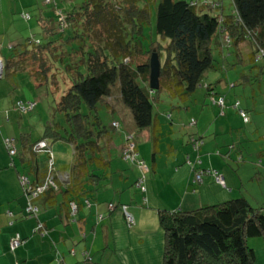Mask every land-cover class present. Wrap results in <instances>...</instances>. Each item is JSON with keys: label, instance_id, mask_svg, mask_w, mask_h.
<instances>
[{"label": "trees", "instance_id": "obj_1", "mask_svg": "<svg viewBox=\"0 0 264 264\" xmlns=\"http://www.w3.org/2000/svg\"><path fill=\"white\" fill-rule=\"evenodd\" d=\"M148 1L43 0L54 11L56 24L51 18H39L44 38L10 45L8 57H2V75L9 68L14 74H25L36 87L54 96L52 114L61 116L52 119L35 141L27 132L21 133L17 137L19 151L9 154L19 157L28 169L27 174L19 176L28 181L23 185L20 180L27 205H36L39 210L40 199L53 204L60 195L61 205L70 215L90 207L99 191L110 189L119 180L121 171L112 168L110 154L115 131L120 137L117 159L146 166L137 150L138 143L145 139L153 145L154 161L165 135L158 117L162 94L177 99L178 104L172 108L180 109L197 89H203L205 97L224 116L226 96L216 89L224 79H207L223 69L236 73L237 66L241 67L236 74L239 76L233 84L225 80L227 86L248 85L253 95L260 90L264 82V0ZM152 6L154 39L145 32ZM152 52L160 62L157 90L149 88ZM260 60L263 65L257 63ZM113 101L130 112L135 125L132 130H128ZM232 107L248 124V106L236 98ZM167 118L172 120L169 114ZM41 140L48 146L35 149ZM189 141L191 151L198 153L201 137L192 136ZM53 143L72 151L66 180L65 174L57 172ZM168 149L174 150L172 144ZM186 161H190L193 182L195 171L205 169L198 166L201 160L197 155L194 161L187 155ZM49 175L54 186L47 185L32 197L35 189L45 186ZM116 202H109L108 209L113 210ZM72 205L76 207L74 212ZM120 205L130 227L126 204ZM156 213L164 235L162 264H254L255 251L249 238L259 236L264 240V204H251L245 196L189 210L158 208ZM37 229L47 233L42 222Z\"/></svg>", "mask_w": 264, "mask_h": 264}, {"label": "rangeland", "instance_id": "obj_2", "mask_svg": "<svg viewBox=\"0 0 264 264\" xmlns=\"http://www.w3.org/2000/svg\"><path fill=\"white\" fill-rule=\"evenodd\" d=\"M74 1L79 2V0ZM152 1L149 0L148 2L153 4ZM50 8V6L43 4V0H0V57H8L10 45L25 42L29 38L34 40L43 39L42 26L38 20L41 18L40 15H43L42 18H51L50 21L55 23L54 18H52L54 11ZM151 12L150 25L145 28V32L147 31L151 39H154V6L151 8ZM26 13L30 15L29 18L22 16ZM257 63L263 65L262 60ZM9 69H7L8 73H4L0 77V106H5H1L0 109L7 108L3 111V114L5 116L7 113L9 121L14 122L10 124L11 129L8 128V132L17 137L22 132H27L30 140L35 141L43 136L45 126L51 123L52 119L57 120L61 117L58 113L52 114L55 105L54 96L49 94L45 88L39 89V87H36L25 74H14L12 69ZM240 70L241 67L239 66H237L236 73H234L233 69H223L211 73L207 79L209 81H216L218 78L224 79L216 84L218 92L226 96L224 116L219 115V108L212 104L209 98L205 97L203 89H197L189 99L180 104L184 106L180 109L172 108V106L178 104L177 99H170L165 94L161 95V102L158 105V117L163 127H165L163 130L165 135L161 138V150L156 153L154 161L152 159L153 145L151 141L143 139L138 143V158L145 161L150 172L138 171L136 166L130 161L116 158L117 152L115 150L120 137L118 131L114 132L115 143H113V149L110 151L113 159L112 166H119L120 160L127 165V169L132 173L128 170L123 171L127 173L124 174V177L130 173V180L129 178H124L123 183L126 186L123 188L127 187L128 190L125 189L127 193L126 191L119 193V197L121 194L122 199L124 198V201L130 206H138L139 195L137 193H141L140 197H145L146 193L140 192L139 188L136 187L135 179L144 177L145 184L143 186H148L150 189L148 192L150 200L161 201L163 206L158 208L166 209V199L170 200L171 198L170 185L166 183L170 177V171L174 170L175 166L176 168H180L183 165L190 167V161L185 160L187 155H182V148L185 147L190 137L197 136L202 137L203 144L198 153L188 152L191 155L189 160L194 161V157L198 154L202 161V164H198L199 167L205 170H217L219 173L224 169L232 172L238 187L231 198L244 196L248 193L251 196L250 199L255 203L254 205L257 203L264 204V165L261 163L264 160V82H261V91L256 90L255 95H253L251 87L248 85L241 88L240 86H227L228 84H226L225 80L233 84L238 78L239 75L237 76L236 74ZM262 76H264V73H262ZM253 96L255 97L253 98ZM236 98H239L244 107L248 106L247 113L250 117L248 124L241 121L240 116L232 107V102ZM19 100L36 103L37 106L22 114L16 107L14 108L15 102ZM113 103H116L115 110L122 118H125L123 119L127 124L128 130H132L135 125L130 112L121 103L117 101H113ZM119 114L116 113L115 118L119 119ZM167 114L171 115L172 120L167 118ZM178 115L183 120V126L179 125L180 118ZM19 120H22V129L18 126ZM172 122L173 127L171 125ZM120 132H123L122 129H120ZM49 142L51 141L49 140ZM179 142L180 145L178 144ZM170 143L175 146V151L173 152L168 149V144L170 145ZM17 146L19 148L18 141ZM52 146L55 154L60 153L64 158L72 155L69 147L60 143H53ZM177 151L183 156V161L180 164H172L169 167L172 155ZM6 153L8 154L7 150ZM211 156L213 163H208L210 162L208 159ZM16 158L19 159L17 156ZM65 161L69 162L70 158ZM154 164L155 169H153ZM134 168L137 170H134ZM97 195L100 198L99 205H105L108 198L114 199L115 202L118 200V197H113L107 188L99 191ZM127 195L132 198L131 201H128ZM101 200H104V203ZM94 202L95 200L92 201V204ZM147 207L151 209L149 205ZM146 213L153 214L148 212V210ZM257 239L264 243V240L259 236L249 238L248 243L255 251V257L257 256L256 263L260 261V264H264V247L261 251V247L253 246L252 244V241Z\"/></svg>", "mask_w": 264, "mask_h": 264}, {"label": "crops", "instance_id": "obj_3", "mask_svg": "<svg viewBox=\"0 0 264 264\" xmlns=\"http://www.w3.org/2000/svg\"><path fill=\"white\" fill-rule=\"evenodd\" d=\"M40 17L43 16L40 15ZM14 86L17 87L15 84ZM5 109L7 108L0 109V264H162L164 235L156 212L157 208L162 207L163 204L158 200H150L148 196L150 189L148 186H143L144 177L137 180L140 186L136 182V187L140 192L146 193L145 197H140L141 193H137L139 195L138 206H130L124 198L122 199L121 194L119 197L120 190H128L127 187L123 188L126 186L123 183L124 174H127L123 171L130 172L127 165L120 160L119 166L115 165L112 168L121 171L119 172L121 178L118 181L116 179L113 187L108 189L113 197H118L113 210H109L107 204L115 203L114 199L108 198L105 205H99L100 198L97 195L96 201L90 207L84 208L80 213L70 215L61 205L62 198L57 195L53 204L51 201L45 202V199L39 200L37 216L26 215L27 204L19 176L27 174L28 169L24 161L15 156L11 157L9 152L6 153L5 139L14 141L16 139L17 151L19 148L17 136L8 132V128L11 129L10 124L14 122L9 121L7 113L4 116ZM178 116L179 125L183 126V120L180 115ZM22 124V120H19L20 129H22ZM189 140L190 138L188 142ZM188 142L182 148V155H188L190 158L191 155L188 152H191V146ZM178 144L180 145V142ZM172 147L175 151L173 144ZM182 157L178 151L173 153L172 159L168 158L171 159L169 167L172 164H180L183 161ZM55 158L57 172L60 175L65 174L67 178L72 155L64 158L59 153L55 154ZM69 158L70 161L66 162L65 160ZM211 158L212 156L208 159L210 161H207L208 163H213ZM143 162L145 163L144 160ZM261 163L264 165V160ZM136 168L138 171L143 169V172H150L147 166L144 168L136 166ZM136 168L134 170H137ZM153 169H155V164ZM130 173L126 176L129 180ZM220 173L223 175L225 185L218 184L212 175H205L201 184L193 183L191 167L183 165L176 168L175 166V169L170 171V177L166 182L171 189L170 200L165 198L166 209L189 210L230 199L238 187L235 176L227 169L221 170ZM244 196L251 204H255L250 199V194L246 193ZM131 200L132 198L128 196V201ZM101 202L104 203V200ZM121 203L126 204V211L133 216V223L130 227L125 223ZM148 205L151 209L147 207ZM257 205L261 204L257 203ZM147 210L153 214L146 213ZM38 222L44 223L46 234L37 229ZM15 234H19L23 242L11 252L8 244ZM252 244L261 247V251L264 247L263 241L259 239L252 241ZM256 257L255 264L258 262L260 264V261L256 263Z\"/></svg>", "mask_w": 264, "mask_h": 264}, {"label": "built area", "instance_id": "obj_4", "mask_svg": "<svg viewBox=\"0 0 264 264\" xmlns=\"http://www.w3.org/2000/svg\"><path fill=\"white\" fill-rule=\"evenodd\" d=\"M50 0H45V2H49ZM60 12H58L59 14ZM24 18H29V14H24L22 15ZM2 70H3V60L2 58L0 57V77L2 75ZM219 104H221V101H219ZM35 106V103H32V102H23L21 100L17 101L16 102V109L20 112V113H25L27 111H29L31 108H33ZM244 120H247V117L244 115V113L242 112L241 113ZM4 144L9 152L10 155H14L17 151V148L15 146L16 144V141H14L13 139H5L4 141ZM48 146L47 145V142L45 140H41L39 142H37L35 145H34V148L35 149H42L44 147ZM132 146V145H131ZM140 167H146L143 165V163L141 164ZM212 175L215 179V181L218 183V184H221V185H225L224 183V179H223V175L221 173H219L217 170H197L195 171L194 173V177H193V182H202V177L204 175ZM63 179H66L65 176H63ZM21 183L23 185H26L28 183L27 181V178H21ZM47 185H51V186H54V180L53 178L51 177V175H49L46 179V184L45 186L43 187H38L37 189H35L32 193V197L36 196L38 193L42 192L43 188H45ZM30 200V199H29ZM109 208H112L111 205L109 206ZM76 210V207L74 205H72V211L74 212ZM26 212H29V216H36L37 212H38V206L36 205H32V204H28L26 206ZM125 216H126V220L128 221L129 224H132L133 223V217L128 214V213H125ZM23 242V239L22 237L19 235V234H15L11 237V239L9 240V244H8V247H9V250L11 252H13L16 248H18L21 243Z\"/></svg>", "mask_w": 264, "mask_h": 264}, {"label": "water", "instance_id": "obj_5", "mask_svg": "<svg viewBox=\"0 0 264 264\" xmlns=\"http://www.w3.org/2000/svg\"><path fill=\"white\" fill-rule=\"evenodd\" d=\"M160 62L156 52H152L149 58V88L157 90L159 88Z\"/></svg>", "mask_w": 264, "mask_h": 264}]
</instances>
